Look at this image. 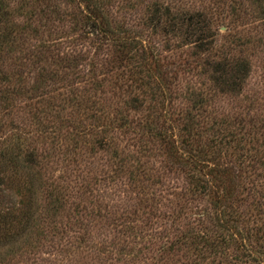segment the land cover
Returning a JSON list of instances; mask_svg holds the SVG:
<instances>
[{
    "label": "trees",
    "instance_id": "obj_1",
    "mask_svg": "<svg viewBox=\"0 0 264 264\" xmlns=\"http://www.w3.org/2000/svg\"><path fill=\"white\" fill-rule=\"evenodd\" d=\"M24 1L18 0L15 9L22 10ZM112 1L64 0L70 10L66 16L81 30L78 38L91 36L88 41L97 50L108 48L109 63L117 68L113 78L102 80L116 89L112 96L116 102L109 111L104 103L105 90L93 78L80 80V89L61 86L58 91L52 83L44 85L52 80L40 67L46 63L41 57L43 46L30 49L26 35L32 31L29 20L55 11L53 0H31L28 12L19 13L21 24L11 18L9 0H0V104L23 98L29 119V124L23 127L11 125L5 129V124L0 125V131H7L0 133V197L4 193L10 196L8 205L0 207L3 253L0 264H12L18 250H33L27 240L34 235L36 242L41 236L43 228L38 225L47 220L42 216L55 219L64 206L66 190L59 182L47 185L42 177L45 161L53 155L74 162L85 145L86 150L97 146L105 150L108 161H113L115 168L111 172L115 177L127 172V159L118 157L117 150L111 148V140L103 141L111 133L109 130L114 129L127 141L132 140L135 147L144 150L148 144L156 145L154 149L162 151L163 168L183 174L188 194L212 198L214 215L206 208L198 218L206 222L205 231L193 235L181 232L166 247L159 248L160 253L183 244L189 251L206 254L188 264H263L264 229L248 227L240 232L234 228L237 216L230 214L236 201L231 192L236 187L232 178L234 166L254 174L264 156V111L258 120L245 118L241 112L231 116H215L212 112L210 117L205 106L228 93L235 96L243 90L251 68L242 51L237 50L238 56L231 51L250 40L241 36L245 32L236 30V25L239 22L244 26L252 19L256 23L252 39L257 38V28L264 30V0H209L199 10L173 5L183 0H134L143 7L138 21L145 32L143 40L136 35L134 26L119 22L115 25L108 17L106 8ZM120 2L124 8L133 10L131 0H116L119 6ZM218 20L221 24L215 28L222 27L225 33L221 37L212 31ZM157 36L162 51L152 42ZM176 38L182 43L171 42ZM184 48L188 49L182 52ZM35 66H38L35 83L31 92L25 93L26 86L20 81L22 69ZM192 70L201 79V90L193 87L181 90L178 76ZM179 99L190 106L177 113L170 112L171 103ZM164 124L171 125V130H165ZM62 131L68 145H64L66 138ZM47 139L49 148H39L38 143ZM147 174L140 167L127 173L140 186L149 181ZM37 188L44 193L43 209L38 203ZM78 209L73 210L79 214ZM236 235L242 241H237ZM245 240L250 241L253 249L243 248Z\"/></svg>",
    "mask_w": 264,
    "mask_h": 264
},
{
    "label": "rangeland",
    "instance_id": "obj_2",
    "mask_svg": "<svg viewBox=\"0 0 264 264\" xmlns=\"http://www.w3.org/2000/svg\"><path fill=\"white\" fill-rule=\"evenodd\" d=\"M17 1L9 0L11 18L17 24H21L19 13L28 12L31 0L22 3V10L15 9L18 6ZM208 1L183 0L182 3L174 2L173 5L199 10L204 8ZM27 2L28 5H25ZM51 3L55 11L48 16L40 15L34 17V20H29V30L32 31L26 35L30 49L32 47L39 49L43 46L41 57L46 59V63L40 67L45 75L51 76L52 80L44 85L52 83V87L58 91L61 86L80 89V80L93 78L100 81L101 87L103 86L106 98L104 103L107 105L106 109L111 111V107L116 102L112 97L116 89L110 88L109 84L105 83L108 81H102L113 78L117 71L115 64L109 63L110 51L106 47L97 50L88 41L91 36L87 39L86 36L83 39L78 38V32L81 33V30L76 29L70 18L66 16L70 10L65 6L64 0H53ZM131 4L134 8L130 11L123 7L124 3L120 2L119 6L114 0L112 5L106 8V13L115 25L119 22L134 26L136 35L143 40L145 38L142 35L145 32H142L141 25L138 24L143 7L137 5L134 0H131ZM219 21L221 20L213 24L212 31H216L221 37L225 33L222 27L216 29L221 24ZM252 22L251 19L247 24H243L244 26L237 22L236 30L244 31L241 36L249 38L250 42L231 51L235 56H238L237 50L242 51L241 55L249 62L250 75L243 90L237 92L238 95L233 96L232 93H228L205 106L210 117L212 112L215 116H222L221 114L231 116L241 112L245 118L253 120L263 116L264 30L262 27L257 28L258 37L252 39L256 34V23ZM158 37H153L152 40L157 46H159ZM171 42L180 44L182 40L176 38ZM155 48L162 51L160 46ZM187 49L184 48L182 52ZM37 71L38 66L23 67L20 81L26 86L25 93L31 92ZM178 77L181 90L192 87L201 90L202 86L199 85L201 79L197 77L195 71L192 70L189 74H181ZM108 88L110 89L107 90ZM29 95L28 93L26 97ZM25 105V100L20 97L0 104V123H2L0 125L5 124L6 126H3L5 129L11 125L13 127L28 125ZM170 106L172 108L170 112L177 113L190 106V103L179 99ZM206 120L209 121L208 118ZM163 127L167 131L171 130V125L164 124ZM5 129L0 133H7ZM109 131L111 133H108L103 141L111 140V148L117 150L118 157L127 159L129 164L127 172L115 177L111 172L112 168H115L112 166L113 161H108L105 150L97 146L86 150L85 145L74 162L56 155L50 156L51 159L47 163L45 161L42 177L47 185L59 182L60 187L66 190L64 206L61 212L56 214L55 219L48 218L45 214L42 216L47 220L38 225L43 228L41 236L36 242L34 235L27 240L33 246V250L26 248L16 251L12 257V264H188L200 255H206L204 252L189 251L183 244L166 253H160L158 249L166 247L181 232L188 231L191 235L203 233L206 222H200L198 218L202 217L200 212L206 208L214 215L210 204L212 198H194L188 194L183 174L179 171L168 172L163 168L165 162L162 151L154 149L157 146L153 143L148 144L149 146L143 150L132 145V140L127 141L120 131L115 129ZM62 134L66 138L64 145H68L65 131H62ZM49 145V139L43 144L38 143L39 148L47 146L49 148ZM138 167L144 169L149 177V181L144 182L142 186L133 183L127 175L128 171L133 172ZM257 168L254 174L253 171L247 172L248 169L241 171L242 169L236 165L233 168L232 178L236 187L233 186L231 192L236 201L234 207H231L233 212L230 215L237 216L238 223L234 228L240 232L242 228L248 227L264 229V156L260 158ZM78 188L82 192H77ZM37 191H40L36 196L43 209L44 193L39 188ZM9 201L10 196L4 193L0 197V207H6ZM226 202L224 201V204ZM76 207L79 208V214L73 210ZM71 223L72 225H67ZM68 226L72 228L68 229ZM51 230L53 233L50 232ZM81 237L83 241L80 240ZM235 238L237 241H242L237 235ZM186 243L190 244V240ZM243 244L246 246H243L245 250L253 249L249 240H245ZM119 248H121L120 253H118ZM0 253L3 254L2 251ZM233 253L231 251L230 254L234 255ZM262 262L264 264V259Z\"/></svg>",
    "mask_w": 264,
    "mask_h": 264
}]
</instances>
